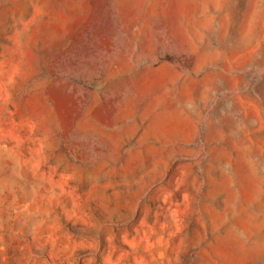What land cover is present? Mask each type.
Returning <instances> with one entry per match:
<instances>
[{"label": "rangeland", "instance_id": "1", "mask_svg": "<svg viewBox=\"0 0 264 264\" xmlns=\"http://www.w3.org/2000/svg\"><path fill=\"white\" fill-rule=\"evenodd\" d=\"M0 264H264V0H0Z\"/></svg>", "mask_w": 264, "mask_h": 264}]
</instances>
